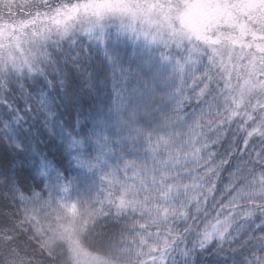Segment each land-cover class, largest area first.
<instances>
[{
  "label": "trees",
  "instance_id": "obj_1",
  "mask_svg": "<svg viewBox=\"0 0 264 264\" xmlns=\"http://www.w3.org/2000/svg\"><path fill=\"white\" fill-rule=\"evenodd\" d=\"M86 1L0 6V28L22 41ZM32 33L0 64V264H48L36 241L71 264L44 240L58 225L92 263L264 264V107L237 109L225 67L180 64L132 118L137 62L114 64L84 31Z\"/></svg>",
  "mask_w": 264,
  "mask_h": 264
},
{
  "label": "rangeland",
  "instance_id": "obj_2",
  "mask_svg": "<svg viewBox=\"0 0 264 264\" xmlns=\"http://www.w3.org/2000/svg\"><path fill=\"white\" fill-rule=\"evenodd\" d=\"M20 1L28 0H0V6ZM44 22L35 32L23 28L22 41L10 40L7 28L1 27L0 64L10 65L15 54L19 57L25 49L29 54L31 32L39 33L36 38L46 43L53 34L73 37L84 31L114 64L125 68V61L137 62L132 76H125L132 87L134 101L128 108L132 118L150 107L147 92L165 100L163 91L171 85L180 64L222 65L226 68L224 81L233 86L237 109L249 101L251 107H264V0H87ZM173 53L183 57L174 59ZM19 60L26 63L24 57ZM68 209L64 210L68 219L79 213L73 206ZM74 237L69 226L58 225L44 240L70 248L71 264L92 263Z\"/></svg>",
  "mask_w": 264,
  "mask_h": 264
},
{
  "label": "clouds",
  "instance_id": "obj_3",
  "mask_svg": "<svg viewBox=\"0 0 264 264\" xmlns=\"http://www.w3.org/2000/svg\"><path fill=\"white\" fill-rule=\"evenodd\" d=\"M36 243H37L36 251L39 252L42 255V257L47 259L48 264H66V260L68 256L66 249L62 248L58 251L56 248L45 247L39 241H36Z\"/></svg>",
  "mask_w": 264,
  "mask_h": 264
}]
</instances>
